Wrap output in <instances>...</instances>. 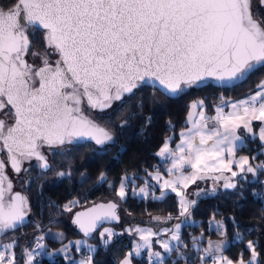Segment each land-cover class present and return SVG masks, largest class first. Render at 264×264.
<instances>
[{"label": "snow or ice", "instance_id": "obj_1", "mask_svg": "<svg viewBox=\"0 0 264 264\" xmlns=\"http://www.w3.org/2000/svg\"><path fill=\"white\" fill-rule=\"evenodd\" d=\"M262 9L264 0H0V113H5L0 118V154L6 156L15 174L27 173L23 165L33 160L42 173L54 171L45 151L82 140L104 145L113 139L86 109L103 113L113 102L146 85L175 97L199 88L207 78L225 86L244 82L264 68ZM37 32L42 33L43 52L34 47ZM256 88L246 98L227 104L228 112L217 106L214 116L205 113L203 100L191 103L190 109L199 111H189L190 126L180 132V143L170 147L169 137L157 153L170 163L167 171L173 177L164 179L158 170L149 174L161 188L160 196L151 193L153 199L163 200L169 191L178 197L177 216L154 219L178 222L156 231L138 226L126 229L129 234L135 232L139 241L120 264H132L133 256L140 257L145 250L148 264H165L173 251L187 262L189 257L180 249L188 245L181 242L180 232L184 225L197 224L190 211L197 201L189 200L181 189L208 179L213 181L211 193L220 181L224 188L235 189L234 177L264 171V161L254 167L248 156H236L247 147L238 134L241 128L264 145V80ZM146 119L151 123V117ZM253 121L260 122L258 133ZM234 164L238 171L232 170ZM5 167L0 158V235L23 225L31 211L28 198L13 191ZM56 175L62 178L71 173L59 171ZM100 178L104 179V173ZM135 179V175L121 178L117 192L121 199L127 195V184ZM133 192L142 197L150 194L147 184ZM195 195L209 193L200 190ZM75 203L64 208L70 212ZM117 208L113 202L95 205L76 213L73 223L85 237H93L105 221L119 222ZM230 219L235 227V218ZM208 227L221 239L207 238V247H203V233L192 237L197 255L203 253L199 255L201 264L209 260L210 264H260L257 242L248 240L245 245L249 260L241 253L233 261L224 251L230 244L242 242L244 235L237 230L233 241H228L225 224L214 216ZM161 232L170 234L168 240L156 241L163 254L152 249V238ZM49 234L53 239L64 237L63 233ZM99 235L107 246L116 233L103 228ZM44 239L43 235L35 237V249L23 250L25 264H33L44 251ZM16 243L2 245L0 264H16ZM73 244L77 251L86 246L89 252L75 264H93L91 253L96 246L86 239L69 241L56 251L66 253Z\"/></svg>", "mask_w": 264, "mask_h": 264}, {"label": "trees", "instance_id": "obj_2", "mask_svg": "<svg viewBox=\"0 0 264 264\" xmlns=\"http://www.w3.org/2000/svg\"><path fill=\"white\" fill-rule=\"evenodd\" d=\"M260 15L264 16V9L260 10ZM34 47L44 51L40 32L36 33ZM263 78L264 68H260L247 80L232 88H217L208 84L202 88H191L176 98L167 97L156 88L143 86L134 94L115 102L103 113L86 109L89 116L114 136V142L102 148L90 142L65 146L50 154L49 161L55 166L54 171L42 173L36 165H32L27 173L17 175L14 185L29 200V221L25 226L0 238V246L17 241L13 249L16 264H25L27 257L23 250H29L35 237L43 235L47 252H52L53 255L35 260L33 264H75L76 261L71 256H83V248L76 251L74 245H70L68 254L56 250L72 239H86L96 246V251L92 254L93 264H120L132 247L133 235L126 231L127 226L134 223L152 224L156 227L171 225L175 223V219L156 221L154 216L165 217L171 214L175 217L179 214L178 197L174 193L169 191L163 200L152 198L153 192L155 196H160L161 188L155 185L149 174L164 170L166 162L159 159L157 151L168 136L177 135L186 126V115L191 101L202 98L206 103H218L245 97L257 89L256 86ZM147 117H151V123H148ZM245 140L247 147L239 149L237 153L247 155L255 167L264 161V154H261L264 146L256 138L250 140L248 137ZM59 171L70 172L71 175L60 178L56 175ZM101 173H104V179L100 178ZM125 175H135L136 179L134 183L127 184V195L121 199L117 192L121 178ZM29 177L33 179L25 183ZM11 178H14L12 174ZM233 182L236 183L235 189H226L220 185L215 193L196 200L195 207L190 211L197 224L182 226L180 234L181 242L188 245L187 248L182 247L180 252L189 259L186 262L173 251L167 256L165 264H173L174 261L175 264H201L199 255L203 254L197 255L193 249L192 237H200L203 233L204 238L200 240L203 247L207 245V238L221 239L208 227V221L213 216L225 224V238L228 241H233L237 230L244 235V240L230 244L224 255L235 261L243 253L247 260L250 251L245 245L248 240H252L257 242V251L261 253L260 264H264V171L258 170L255 176L250 173L238 175L233 178ZM146 184L149 196L142 197L133 192L135 188L138 193L139 188ZM72 201L76 203L70 205L72 210L69 212L64 205ZM110 201L118 205L120 220L108 221L100 226L108 225L116 233L112 242L104 246L98 235L99 230L93 233L94 238L84 237L77 231L72 216L78 210ZM230 217L235 218V227ZM46 229L63 233V239H53L52 236L45 235L43 231ZM132 264H148L146 255L133 256Z\"/></svg>", "mask_w": 264, "mask_h": 264}, {"label": "crops", "instance_id": "obj_3", "mask_svg": "<svg viewBox=\"0 0 264 264\" xmlns=\"http://www.w3.org/2000/svg\"><path fill=\"white\" fill-rule=\"evenodd\" d=\"M262 80H264V78H263ZM256 90H257V89H256ZM256 90H255V91H256ZM255 91H254V92H255ZM254 92H252V93H254ZM252 93H251V94H252ZM247 96H248V95H247ZM247 96H245V97H240V98H237V99H229V100H227V101H223V102L220 101V102H218V103H206V102L203 100V101H204V106L206 107V112H205V113H206L207 115H209V116H214V115L216 114L215 109H216L217 106H222V107H224V111H225V112H228V111H230L231 109H230L229 107L226 106L227 104H230L231 102H234V101H238V100L244 99V98H246ZM189 108H190V107H189ZM194 111H195V110H194ZM188 113H189V110H188ZM188 113H187V115H186V126H185L181 131L185 130L188 126H190L189 123H188V119H187V118H188ZM210 123H211V122H210ZM259 126H260V122H259V121H253V129H254V131H256L257 133H258V131H259ZM181 131H179V133H178L177 135H170V136L167 137V138L171 137V144H170V147L175 148L176 144H179V143H180V139H181V137H180L179 134H180ZM238 134L241 135V136L244 137V138H248V137H249L250 140L253 139L251 136H249L248 134L245 133V130H244L243 128H241V129L238 130ZM167 138H166V139H167ZM166 139H165V140H166ZM256 139L262 144V142L258 139V137H257ZM165 140H164V142H165ZM163 144H164V143H163ZM163 144H162V146H163ZM162 146H161V147H162ZM263 146H264V145H263ZM161 147H160V148H161ZM160 148H159V150H160ZM159 150L157 151V153L159 152ZM236 156H237V158H238V157H240V156H247V155L236 153ZM158 157H159V159H160L162 162H166V165H165V167H164V170L160 172L161 175H162V177H163L164 179H171V178L173 177L174 174H169L168 171H167V168L171 166L170 163L167 162L164 158H162V157H160V156H158ZM232 170H233V171H238L237 165L234 164ZM154 173H155V172H154ZM225 174L230 175V173H225ZM154 182H155V185L158 186V182H157V181H154ZM223 184H224L223 181L218 182L217 185H216V190H217L218 188H220V185H223ZM212 186H213V181H212L211 179L204 180V181L197 180L195 184H191L186 190H185V189H181V191H183V192L186 193L187 198H188L189 200H197L198 198L203 197L204 195L197 196V195H195V193H197V192L200 191V190H203V192H206V193L212 194V193L210 192V190L212 189ZM158 187H159V186H158ZM177 222H178V221H175V223H177ZM165 227L171 228V227H169L168 224H163L161 227H157L158 229H156V230H159V229H162V228H165ZM156 230H154V231H156ZM167 234H169V233L161 232V233H160V236H159L158 238H160V240H168V239L170 238V236L168 237ZM180 234H181V232H180ZM162 237H164V238L162 239ZM155 238H157V237H153V240H154ZM158 238H157V239H158ZM166 238H167V239H166ZM9 243H11V242H9ZM4 244H7V243H4ZM4 244H2V245H4ZM152 244H153L154 247L159 248L160 251H161L162 254H163V249H162V247H161L160 244L156 243V241H154ZM173 244H175V242H173ZM2 245L0 246V251H3V250H4L3 247H2ZM73 245H74V244H73ZM74 247H75V250L77 251L75 245H74ZM68 249H69V247H68ZM68 249H67V250H68ZM66 253L68 254V252H66ZM66 253H63V254H66ZM169 255H170V254H168L167 256H169ZM250 255H251V254H250ZM69 256H71V255H69ZM225 256H226V255H225ZM71 257L74 258L76 262H78L80 259H83V258L85 257V255L83 254V256L80 255V257H73V256H71ZM229 259H230V258H229ZM249 259H250V257H249L247 260H249ZM247 260H246V261H247ZM205 264H210V261H209V262H206Z\"/></svg>", "mask_w": 264, "mask_h": 264}, {"label": "water", "instance_id": "obj_4", "mask_svg": "<svg viewBox=\"0 0 264 264\" xmlns=\"http://www.w3.org/2000/svg\"><path fill=\"white\" fill-rule=\"evenodd\" d=\"M238 83H240V82H236V83H234V85L233 86H235V85H237ZM208 84H212V85H214L215 87H217V88H232L233 86H225V85H222L219 81H217L215 78H207L202 84H201V86L199 87V88H202V87H204V86H206V85H208ZM146 86H150V85H146ZM150 87H152V86H150ZM156 89H158V88H156ZM159 90V89H158ZM188 90H190V89H187L186 91H188ZM160 92H162L165 96H167V97H170L169 95H167V94H165L162 90H159ZM126 96H129V95H125L124 97H126ZM179 96V95H178ZM178 96H175V97H170V98H176V97H178ZM123 97V98H124ZM122 98V99H123ZM115 102H119V101H115ZM115 102H113V104L115 103ZM113 104H112V106H113ZM111 106V107H112ZM110 107V108H111ZM106 110H108V109H106ZM97 111V110H96ZM97 112H99V111H97ZM87 114V113H86ZM88 115V114H87ZM91 117V116H90ZM1 118V117H0ZM97 122V121H96ZM98 123V122H97ZM101 125V124H100ZM101 126H103V125H101ZM104 127V126H103ZM112 135V134H111ZM112 137H113V139L111 140V141H108V142H106L104 145H97L94 141H86V140H82V141H80V142H78V143H86V142H90V143H93V144H95V145H97V146H100V148L101 147H104V146H106V145H108V144H112L113 142H114V136L112 135ZM78 143H76V142H74L73 144H70V145H74V144H78ZM1 158V157H0ZM5 165H6V167H5V173H6V175L8 176V178L9 179H11L12 180V178L10 177V175L8 174V172H7V167H9L11 170H12V168H11V166H10V164H9V162L7 161V158H6V161H5ZM12 172H13V170H12ZM14 173V172H13ZM12 182H13V180H12ZM13 191L14 192H16V191H18V192H20L22 195H24V196H26V194L24 193V192H22L21 190H18V189H16L15 187H14V182H13ZM27 197V196H26ZM110 202H112V201H110ZM107 203H109V202H104L103 204H107ZM114 203V202H113ZM28 204H29V200H28ZM100 204H102V203H100ZM29 207H30V204H29ZM89 208H91V207H89ZM89 208H85V209H81V210H78L77 212H75L74 214H73V216H72V222H73V220H74V218H75V215H76V213H78V212H84V211H87ZM29 214H30V212L28 213V216L26 217V219H25V223L23 224V225H21V226H18V228H21V227H23V226H25L27 223H28V221H29ZM117 214H118V211H117ZM105 222H108V221H105ZM104 222V223H105ZM75 227H76V229H77V231L80 233V234H82L83 236H84V234L79 230V228H78V226L77 225H75ZM100 227V226H99ZM99 227L97 228V230L99 229ZM17 228V229H18ZM16 230V229H15ZM10 231H13V230H9L8 232H10ZM7 232V233H8ZM6 233H4V234H2V235H0V238H2L4 235H5ZM85 237V236H84ZM86 238H89V237H86Z\"/></svg>", "mask_w": 264, "mask_h": 264}, {"label": "rangeland", "instance_id": "obj_5", "mask_svg": "<svg viewBox=\"0 0 264 264\" xmlns=\"http://www.w3.org/2000/svg\"><path fill=\"white\" fill-rule=\"evenodd\" d=\"M36 63H39V61L37 60L36 61ZM199 100H203L202 98H200V99H194V100H192L191 101V103H193V102H196V101H199ZM191 103H190V105H191ZM189 111H194V110H192V109H190L189 108ZM195 111H199V109H196ZM204 111L206 112V107H204ZM2 114V113H1ZM0 114V115H1ZM1 118H3V114L0 116ZM154 179V178H153ZM154 181H156L155 179H154ZM155 217V216H154ZM176 221V220H175ZM217 221H219V220H217ZM175 223H173V224H171V225H169V227H172L173 225H174ZM142 227V228H148V227H151V228H153V230H156V229H158L155 225H152V224H144V225H141V224H137V223H134V225H131V226H127L126 227V229H128V228H135V227ZM103 228H111L110 226H108V225H105V226H102V227H99V232H98V235H99V233L101 232V231H103ZM111 229H113V228H111ZM43 233L45 234V235H48V236H51L49 233H56V232H54V230H52V229H46L45 231H43ZM132 235H133V241H132V247H131V249L129 250V251H131L132 249H133V246H134V244L136 243V242H138L139 241V236L135 233V232H132ZM167 236L169 237L170 236V234H167ZM99 237H100V235H99ZM158 238V237H157ZM157 238H155L154 240H153V238H152V243L154 242V241H157ZM164 237H162V239H163ZM158 239H160V238H158ZM167 239V238H166ZM78 240H85V239H78ZM216 240H218V239H216ZM70 241H76V240H74V239H72V240H70ZM88 242V241H87ZM69 244V241L65 244V245H68ZM88 244H92L91 242H88ZM93 245V244H92ZM205 247H207V245L205 246ZM61 248H63V246H61ZM60 248V249H61ZM84 249L85 250V252H84V255H85V257L87 256V255H89V252H88V250H87V247L86 246H81L80 247V249ZM152 249H153V251H160V249L159 248H156V247H154L153 246V244H152ZM146 251L147 250H145V255H146ZM161 252V251H160ZM162 253V252H161ZM93 253H91V255H92ZM203 254V253H202ZM142 255H144V254H142ZM141 255V256H142ZM84 257V258H85Z\"/></svg>", "mask_w": 264, "mask_h": 264}, {"label": "flooded vegetation", "instance_id": "obj_6", "mask_svg": "<svg viewBox=\"0 0 264 264\" xmlns=\"http://www.w3.org/2000/svg\"><path fill=\"white\" fill-rule=\"evenodd\" d=\"M1 114V113H0ZM3 114V118H5V113H2ZM1 114V115H2ZM0 115V116H1ZM7 119H11V115L10 114H8V116H7ZM79 144V143H78ZM65 146H68V145H65ZM65 146H63V147H65ZM97 146V145H96ZM62 147V148H63ZM98 148H100V146H97ZM102 148V147H101ZM60 150V149H59ZM54 151V150H53ZM51 152L52 151H45V154L47 155V157H48V160H50V154H51ZM0 157L1 158H3L5 161H6V156H4V154H0ZM49 163H50V161H49ZM37 164V162L35 161V160H33V161H30V162H25L24 163V165H23V167L24 168H26V169H28L30 166H32V165H36ZM41 170V169H40ZM7 172H8V174L10 175V177H11V174L14 176V178H12V180H13V182L15 181V179H16V176L17 175H19V174H15V173H13L12 172V170L9 168V167H7ZM24 171H22L21 173H23ZM18 177V176H17ZM14 187H15V185H14Z\"/></svg>", "mask_w": 264, "mask_h": 264}, {"label": "built area", "instance_id": "obj_7", "mask_svg": "<svg viewBox=\"0 0 264 264\" xmlns=\"http://www.w3.org/2000/svg\"><path fill=\"white\" fill-rule=\"evenodd\" d=\"M42 243H44V244L46 245V241H45V239H44V241H42ZM46 246H47V245H46ZM32 249H35V241H34L32 247L29 248V250H32ZM36 251L39 252L40 250H39V249H36ZM46 253H47V247L44 249L43 252H41V254H40L39 256L36 257V260L47 257L48 255H47Z\"/></svg>", "mask_w": 264, "mask_h": 264}]
</instances>
